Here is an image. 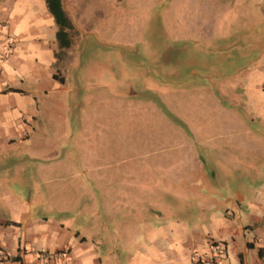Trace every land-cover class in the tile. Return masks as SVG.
<instances>
[{
  "label": "crops",
  "instance_id": "0c3cea01",
  "mask_svg": "<svg viewBox=\"0 0 264 264\" xmlns=\"http://www.w3.org/2000/svg\"><path fill=\"white\" fill-rule=\"evenodd\" d=\"M107 1L114 0H61V5L68 18L77 20L92 11V3ZM185 1L183 6L170 0V5L184 7L206 29L221 27L223 21L214 23L226 17L233 2ZM247 2L253 12L246 17L240 11L237 17L252 18L253 28L264 29V0ZM56 30L44 0H0V171L14 163L15 141L29 136L36 96L59 90L64 81L58 74ZM255 51L225 86L237 101L221 114L219 139L200 143L204 157H160L158 166L174 162L161 175L143 172L131 161L130 170L118 172L123 185L109 195L107 176L101 174L96 208L106 214L100 229L87 225L89 237L80 234L79 219L40 212L43 192L34 190L27 176L4 172L0 264H264V254H258L264 248V39ZM204 161L215 172H205ZM154 179L161 186H151ZM41 252L63 255L46 260Z\"/></svg>",
  "mask_w": 264,
  "mask_h": 264
},
{
  "label": "rangeland",
  "instance_id": "374dc122",
  "mask_svg": "<svg viewBox=\"0 0 264 264\" xmlns=\"http://www.w3.org/2000/svg\"><path fill=\"white\" fill-rule=\"evenodd\" d=\"M230 5L214 23L223 21L221 27L210 29L196 25L184 7L172 8L170 0L92 3L84 18L69 17L77 29L69 49L57 55L64 81L59 90L36 96L29 136L15 141V161L0 171V179L7 181L4 172L10 171L27 176L43 192L40 212L79 219L80 234L89 237L87 225L100 229L106 214L96 208L101 174L109 195L123 185L118 172L130 170L131 161L161 175L174 162L158 166L160 157H204L200 143L219 139L221 114L237 101L225 86L264 39L252 18L237 17L253 12L252 3ZM202 164L205 172H215L210 161ZM153 181L151 186H161Z\"/></svg>",
  "mask_w": 264,
  "mask_h": 264
},
{
  "label": "trees",
  "instance_id": "16d2710c",
  "mask_svg": "<svg viewBox=\"0 0 264 264\" xmlns=\"http://www.w3.org/2000/svg\"><path fill=\"white\" fill-rule=\"evenodd\" d=\"M45 5L49 13L52 15L54 23L57 26L55 32V38L57 41V51L56 55L63 52L69 48L71 43V32H73V27L70 19L66 15L62 8L61 0H44ZM258 254H264V248L258 249Z\"/></svg>",
  "mask_w": 264,
  "mask_h": 264
},
{
  "label": "built area",
  "instance_id": "2783aa9c",
  "mask_svg": "<svg viewBox=\"0 0 264 264\" xmlns=\"http://www.w3.org/2000/svg\"><path fill=\"white\" fill-rule=\"evenodd\" d=\"M11 41L8 40L7 44L10 45ZM0 71H1V67H0ZM63 255L62 252H41L40 253V257L42 259H46V260H53L55 258L61 257ZM205 264H208L207 262H205Z\"/></svg>",
  "mask_w": 264,
  "mask_h": 264
}]
</instances>
